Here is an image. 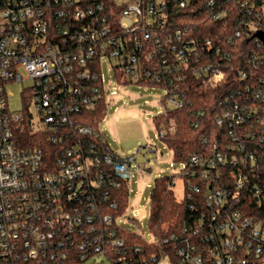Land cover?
Here are the masks:
<instances>
[{"label": "built area", "instance_id": "1", "mask_svg": "<svg viewBox=\"0 0 264 264\" xmlns=\"http://www.w3.org/2000/svg\"><path fill=\"white\" fill-rule=\"evenodd\" d=\"M113 1L120 7L107 5L106 0H0V264H67L73 257L71 247L77 248L81 259L103 254L112 264H264V218L234 207L238 191L230 193L216 185L202 192L199 186L192 187L202 194L206 207L194 226L183 227L179 234L160 241L151 236L141 247L127 245L116 236V228H108L125 213H103L101 199L119 180H127L135 158L116 156L109 148L101 153L93 141L80 139L101 132L102 118L86 115L95 109L94 95L99 93L93 82L102 83L106 110L115 89L103 84L102 60H107L112 78L122 85L160 79L140 62L139 53L150 52V57L153 53H138L137 32L144 26L142 39L157 41L156 26L166 22L170 0ZM177 1L178 6L186 4ZM220 1V10H212ZM226 2L206 0L214 18L239 13L227 8ZM245 12L251 15V10ZM176 35L180 45L169 46L180 64L204 76L210 87L221 83L222 69L209 63L197 65L201 55L196 39L181 38L180 31ZM170 39L165 36L167 43ZM11 82L22 84L23 98L36 112L28 106L9 110L6 85ZM262 94L256 92L257 97ZM167 101L183 104L181 96L172 95ZM224 116L233 113L227 110ZM26 129L45 134L49 146L25 144L19 135ZM174 130V122L169 121L156 130L157 137ZM145 147L157 151L152 142ZM228 158L217 151L208 166ZM190 159L196 161L195 156ZM174 163H169L174 173L191 172L186 162H178V168ZM103 164L110 168H102ZM235 183L242 185L244 180L239 176ZM105 184L109 188L101 194ZM110 207L115 213L117 203ZM196 238L205 245H198ZM154 244L160 246L144 255Z\"/></svg>", "mask_w": 264, "mask_h": 264}, {"label": "trees", "instance_id": "2", "mask_svg": "<svg viewBox=\"0 0 264 264\" xmlns=\"http://www.w3.org/2000/svg\"><path fill=\"white\" fill-rule=\"evenodd\" d=\"M185 1L184 6H178L177 0L168 1L166 22L162 26L154 24L159 34L157 41L153 37L142 39L140 31L145 29L144 26L137 32L141 41L138 53L140 50L142 53L147 50L153 53L151 57L150 52H146L145 56L139 53L140 62L152 74L158 73L160 79L157 82H131L160 86L166 90L161 97L163 108L153 115L151 122L155 130L168 126L169 121L174 122V132L165 134L160 140L170 151L173 162H186L191 168L188 175L172 172L154 180L150 193L149 227L151 236L159 241L172 234L181 233L187 225L192 228L200 212L205 210L202 194L192 189L195 185L199 186L201 192L208 185L228 189L230 193L238 191L239 198L233 202V206L247 214L264 218V80L260 81L264 77V0H227V8L239 13H227L216 18L213 17L206 0ZM242 1L245 3L240 4ZM106 2L107 5L120 7L113 0ZM220 6L221 1L215 2L212 10H220ZM248 10H251V15L245 12ZM254 11H258L259 15H255ZM177 31L181 32V38L196 39L197 52L201 55L197 65L209 63L223 70L224 78L221 83L210 87L204 76L193 74L189 66L184 67L173 56L170 49L172 46L169 45H180L176 38ZM236 31H239L238 35L235 34ZM167 35L171 38L168 43L165 41ZM207 39L210 44H206ZM241 72L244 73L242 77ZM93 84L98 87L99 93L94 95L95 109L87 111L86 115L101 119L105 115L104 88L98 81ZM257 91L263 93L262 96L257 97ZM172 95L181 96L183 104L167 106L166 100ZM227 110L233 116H224ZM236 117L240 118L238 123L235 121ZM217 118H222V121L218 123ZM19 139L24 140L25 144L49 146L46 143L47 136L38 131L32 134L26 129L19 135ZM80 139L93 141L101 153L109 148L118 156L108 146L102 132L97 137L83 136ZM217 151L224 152L230 161L226 159L214 167H209V161ZM193 156L196 157L194 162L190 159ZM105 167L107 165L103 164L102 168ZM137 167L144 169L139 165ZM202 173L206 177H202ZM178 176L183 181L184 195L175 199L172 185ZM239 176L244 180L242 185L235 183ZM108 188L105 184L101 188V194ZM255 188H259L258 195L254 194ZM127 193V180H119V184L109 188L106 199H101L102 212L113 213L114 216L124 214ZM114 201L117 203L115 213L110 207ZM190 203H194L193 208L189 207ZM108 228H116V236L123 238L127 245L147 246L145 238L124 228L116 220ZM196 240L198 245H205L198 238ZM156 246L160 245L148 246V252L144 255L157 250ZM78 253L76 247H71L73 257L67 264L84 261Z\"/></svg>", "mask_w": 264, "mask_h": 264}, {"label": "rangeland", "instance_id": "3", "mask_svg": "<svg viewBox=\"0 0 264 264\" xmlns=\"http://www.w3.org/2000/svg\"><path fill=\"white\" fill-rule=\"evenodd\" d=\"M120 2L121 0H116ZM103 84L108 89L114 86L115 94L106 104L104 117L99 121V128L108 146L118 155H133L127 178V208L119 224L124 228L139 233L146 240L151 238L149 227L150 193L154 180L158 176L168 175L171 169L170 151L157 137L152 125V117L162 110L161 97L165 90L160 86L128 83L122 85L112 78L110 64L101 61ZM26 84V83H25ZM7 105L9 110H21L26 106L34 112L32 103L23 98L22 84L11 82L6 85ZM167 106L170 103L166 100ZM154 144L155 151H148L146 145ZM137 165L144 169H137ZM174 167L178 168L177 163ZM172 191L175 199L182 197L183 181L180 176L173 180ZM204 207L205 201H204ZM79 264H112L103 254L85 259Z\"/></svg>", "mask_w": 264, "mask_h": 264}, {"label": "water", "instance_id": "4", "mask_svg": "<svg viewBox=\"0 0 264 264\" xmlns=\"http://www.w3.org/2000/svg\"><path fill=\"white\" fill-rule=\"evenodd\" d=\"M260 37L262 38L263 37V34Z\"/></svg>", "mask_w": 264, "mask_h": 264}]
</instances>
